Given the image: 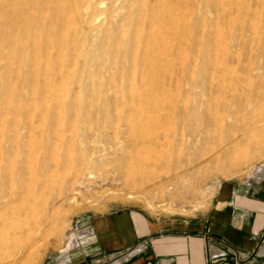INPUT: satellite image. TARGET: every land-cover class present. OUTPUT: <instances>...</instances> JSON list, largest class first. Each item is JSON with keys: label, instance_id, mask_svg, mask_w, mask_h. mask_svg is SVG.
I'll return each instance as SVG.
<instances>
[{"label": "rangeland", "instance_id": "1", "mask_svg": "<svg viewBox=\"0 0 264 264\" xmlns=\"http://www.w3.org/2000/svg\"><path fill=\"white\" fill-rule=\"evenodd\" d=\"M263 114L264 0H0V210L32 153L61 162L0 229V264H117L129 224H208L264 194Z\"/></svg>", "mask_w": 264, "mask_h": 264}, {"label": "crops", "instance_id": "2", "mask_svg": "<svg viewBox=\"0 0 264 264\" xmlns=\"http://www.w3.org/2000/svg\"><path fill=\"white\" fill-rule=\"evenodd\" d=\"M259 192L236 197L225 214L215 211L208 224H129L119 233L124 243L135 246L117 264H264V194ZM120 219L126 226L125 216ZM92 229L100 239L105 234L101 219ZM226 245L228 256L221 255Z\"/></svg>", "mask_w": 264, "mask_h": 264}, {"label": "bare ground", "instance_id": "3", "mask_svg": "<svg viewBox=\"0 0 264 264\" xmlns=\"http://www.w3.org/2000/svg\"><path fill=\"white\" fill-rule=\"evenodd\" d=\"M157 2H159V1H157ZM233 100H234V98H230V99L226 98L223 104L218 103L219 105H217L216 107H214L212 109L213 112L210 114L209 119H207L208 121L204 126L205 129H203V130L200 129L199 133H196V135H194L195 136L194 139L197 140V137H198L197 135L207 137L211 131L210 127L216 128L217 126L218 127L222 126V124H224V123H222V124H220V123L223 122V120H224V115L222 114L224 107L226 105H230V102H232ZM263 116H264V114H263ZM219 124H220V126H219ZM181 127H182L181 133L183 134L184 132H186V130L184 129V126H181ZM201 128H203V127H201ZM168 130L170 131V129H168ZM171 130H174V129L171 128ZM166 132H167V130L164 133V138H165L164 140H161V137L156 136V137L152 138L151 140H149L148 144L152 145L151 143L155 142V143H157V145L159 144L163 148L166 147V143L168 145L172 146L174 142H170L168 139H170L171 137L173 138L172 141H174L175 139H178L179 131H176V130L171 131V132H173V135H170L169 133H166ZM183 136H184V134H183ZM184 137H183V139H184ZM167 148L170 149V147H167ZM171 155L173 156L174 154H171ZM39 157H40V155L36 152H35V154L32 153V155H30L29 158L27 157L28 160L25 163L27 164L28 169H26L27 168L26 167L25 171H24L25 173L27 172L26 173V175L28 177L27 181L25 182V184L23 185V188L21 190L19 188H17V189H19V191L18 190L15 191L14 189L16 187L14 189H12L13 191H15L13 194V199H11V200L9 199V201L3 205L2 210H0V229L4 228L6 230H12L11 228L13 227V225L15 224V222L17 220L21 219L23 216L30 215V217H31L32 211L30 212V214H29V211L34 210L38 206V205L36 206V201L39 199V196L41 194L40 190L42 189V187L46 186L50 181H52L54 179V177H55L54 175H55L56 171L60 169L61 162H60V160H58L59 156L58 157H51L50 160H48V162H50V167L51 166L53 167L52 171L46 169V167L43 168V165L41 164L42 162H40L41 160ZM44 162H45L44 165H46L47 161H44ZM207 162H209V161H207ZM41 165H42V167H41ZM48 167H49V164H48ZM13 185H14V183H13ZM11 194H12V192H11ZM16 228H17V226H16ZM5 235H6V233H5ZM1 236H2V234H1ZM9 236H8V239H9ZM0 238H2V237H0ZM6 240H7V238H6ZM3 242L4 241H2L0 244H2ZM0 246H2V245H0Z\"/></svg>", "mask_w": 264, "mask_h": 264}, {"label": "built area", "instance_id": "4", "mask_svg": "<svg viewBox=\"0 0 264 264\" xmlns=\"http://www.w3.org/2000/svg\"><path fill=\"white\" fill-rule=\"evenodd\" d=\"M88 232H89V233H88L86 236H91V235H94V233H95V232L93 231L92 228L88 229ZM86 236H85V237H86ZM221 255H224V253H222ZM214 256L217 257V254H215Z\"/></svg>", "mask_w": 264, "mask_h": 264}]
</instances>
